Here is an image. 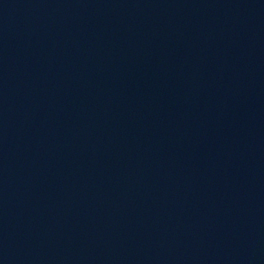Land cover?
Returning a JSON list of instances; mask_svg holds the SVG:
<instances>
[{
    "label": "water",
    "instance_id": "obj_1",
    "mask_svg": "<svg viewBox=\"0 0 264 264\" xmlns=\"http://www.w3.org/2000/svg\"><path fill=\"white\" fill-rule=\"evenodd\" d=\"M0 264H264V0H0Z\"/></svg>",
    "mask_w": 264,
    "mask_h": 264
}]
</instances>
